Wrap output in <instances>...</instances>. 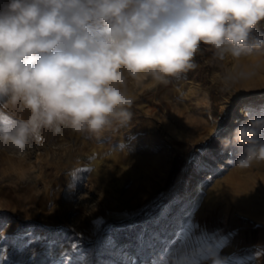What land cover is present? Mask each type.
<instances>
[{
    "label": "rangeland",
    "instance_id": "rangeland-1",
    "mask_svg": "<svg viewBox=\"0 0 264 264\" xmlns=\"http://www.w3.org/2000/svg\"><path fill=\"white\" fill-rule=\"evenodd\" d=\"M200 47L163 81L125 74L130 118L103 133L0 143V264H264V160L240 167L222 143L264 107V46L223 60ZM28 116L0 99V122Z\"/></svg>",
    "mask_w": 264,
    "mask_h": 264
},
{
    "label": "clouds",
    "instance_id": "clouds-1",
    "mask_svg": "<svg viewBox=\"0 0 264 264\" xmlns=\"http://www.w3.org/2000/svg\"><path fill=\"white\" fill-rule=\"evenodd\" d=\"M261 20L264 0H0V99L29 112L0 122V143L22 152L61 124L103 133L130 118L125 74L163 81L193 68L201 44L248 55L264 46ZM222 143L240 167L264 160V111Z\"/></svg>",
    "mask_w": 264,
    "mask_h": 264
},
{
    "label": "trees",
    "instance_id": "trees-1",
    "mask_svg": "<svg viewBox=\"0 0 264 264\" xmlns=\"http://www.w3.org/2000/svg\"><path fill=\"white\" fill-rule=\"evenodd\" d=\"M252 33H257L260 34L261 36L264 37V20H261L253 29ZM200 50L204 51L202 47H200ZM177 170V166L173 165L172 170L170 172L169 175V179L168 182L170 183L173 180V176L175 171ZM160 203L156 202L155 206L153 208L151 207H145L136 217L134 220H141V219H145L148 218L150 215H152L153 213H155L158 209H159ZM132 222L131 219H111L108 220L105 225L110 227V226H115V225H127L128 223Z\"/></svg>",
    "mask_w": 264,
    "mask_h": 264
},
{
    "label": "snow or ice",
    "instance_id": "snow-or-ice-1",
    "mask_svg": "<svg viewBox=\"0 0 264 264\" xmlns=\"http://www.w3.org/2000/svg\"><path fill=\"white\" fill-rule=\"evenodd\" d=\"M262 111H264V107H262ZM75 247V245H73Z\"/></svg>",
    "mask_w": 264,
    "mask_h": 264
},
{
    "label": "bare ground",
    "instance_id": "bare-ground-1",
    "mask_svg": "<svg viewBox=\"0 0 264 264\" xmlns=\"http://www.w3.org/2000/svg\"><path fill=\"white\" fill-rule=\"evenodd\" d=\"M182 177V176H181Z\"/></svg>",
    "mask_w": 264,
    "mask_h": 264
}]
</instances>
